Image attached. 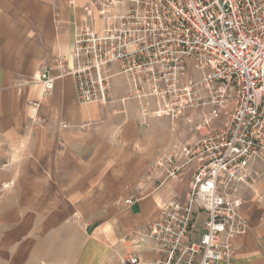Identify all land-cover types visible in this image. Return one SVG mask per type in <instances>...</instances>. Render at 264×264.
I'll return each mask as SVG.
<instances>
[{
    "label": "built area",
    "instance_id": "built-area-1",
    "mask_svg": "<svg viewBox=\"0 0 264 264\" xmlns=\"http://www.w3.org/2000/svg\"><path fill=\"white\" fill-rule=\"evenodd\" d=\"M112 66L127 80L141 126L153 117L209 115L195 128L203 135L147 167L158 187L188 173L186 199L166 203L129 237L150 243V264H232L233 241L248 229L239 187L259 179L255 162L264 165V0H94L70 53L58 59V76L42 69L32 84L46 94L71 77L79 105L105 106ZM27 107L39 121V101ZM139 263L135 251L121 260Z\"/></svg>",
    "mask_w": 264,
    "mask_h": 264
},
{
    "label": "crops",
    "instance_id": "crops-1",
    "mask_svg": "<svg viewBox=\"0 0 264 264\" xmlns=\"http://www.w3.org/2000/svg\"><path fill=\"white\" fill-rule=\"evenodd\" d=\"M92 1L69 0L70 8L65 0H0V146L11 149L17 143L15 79L23 73L34 76L42 69H48L53 77L58 76V59L70 53L74 31L81 24L83 10ZM16 16L24 18L16 19ZM3 31L8 35L3 36ZM19 48L26 49L25 58V52ZM19 63L28 66L21 71ZM110 70L113 74L110 102L105 106L79 105L71 77L56 79L46 94L40 85L32 83L23 89V100L40 103L39 121L35 123L26 105L30 119L26 157L31 161L26 170L73 171L70 174L77 179L71 185L78 184L80 198L67 206L105 208V216L96 213L90 220L105 217L102 222L113 225L124 241L134 227L156 220L166 203L184 201L190 175L185 173L180 181H167L157 188L152 182L143 181L147 167L177 145L183 136L172 133V122L166 117H153L147 127L141 126L135 102L127 99V80L117 74L114 66ZM199 132L200 137L204 131ZM253 169L259 173V179L252 185L239 187L244 199L239 215L247 222L248 229L233 241L232 264H264V165L255 162ZM91 188L102 199L87 194ZM140 190L146 191L144 198L118 209L123 195ZM128 240L130 248L125 252L135 251L139 264H150L154 259L150 243L131 235ZM134 244L138 245L136 250Z\"/></svg>",
    "mask_w": 264,
    "mask_h": 264
},
{
    "label": "rangeland",
    "instance_id": "rangeland-1",
    "mask_svg": "<svg viewBox=\"0 0 264 264\" xmlns=\"http://www.w3.org/2000/svg\"><path fill=\"white\" fill-rule=\"evenodd\" d=\"M65 4L72 8L69 0H65ZM2 34L8 35L7 31ZM25 50L19 48L20 52H25L23 58L26 57ZM27 66V63L18 64L21 71ZM32 78L33 75L23 73L13 83L18 94L19 134L17 143L11 149L7 145L0 146V264H121L130 248L129 237L123 241L113 225L102 222L105 217L98 221L90 220L96 213L105 216L106 209L67 206L80 198L78 184L71 185L77 179L70 174L73 171L26 170L31 164L26 157L30 119L26 109L27 99L23 100L21 93L30 86ZM208 117L207 111L197 110L176 121L166 118L172 122V133L183 136L177 144L183 146L199 138L200 132L195 128ZM214 122L212 127L220 126L217 122L222 123L221 119ZM140 172L144 173L143 181H147L148 172ZM148 182L158 187L156 180ZM87 194L102 199L93 188ZM146 194V191L140 190L123 195L118 209L130 206L126 205V200H139Z\"/></svg>",
    "mask_w": 264,
    "mask_h": 264
}]
</instances>
